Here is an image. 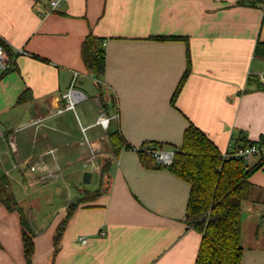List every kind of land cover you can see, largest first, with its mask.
Masks as SVG:
<instances>
[{
    "label": "crops",
    "instance_id": "1",
    "mask_svg": "<svg viewBox=\"0 0 264 264\" xmlns=\"http://www.w3.org/2000/svg\"><path fill=\"white\" fill-rule=\"evenodd\" d=\"M50 1L0 0V44L14 55L6 48L14 64L0 77V176L34 244L29 263L21 213L0 201V264H196L191 185L139 151L179 149L191 124L222 154L264 137V1L62 0L54 11ZM90 35L105 51L101 77L83 58ZM71 89L85 99L57 113ZM250 183L241 264H264V163Z\"/></svg>",
    "mask_w": 264,
    "mask_h": 264
},
{
    "label": "trees",
    "instance_id": "2",
    "mask_svg": "<svg viewBox=\"0 0 264 264\" xmlns=\"http://www.w3.org/2000/svg\"><path fill=\"white\" fill-rule=\"evenodd\" d=\"M249 3L256 5L257 0H250ZM7 50L10 56L14 57L8 48ZM82 53L85 64L91 73L97 77L105 74V51L97 38L88 36L83 42ZM256 53L264 56V42L258 43ZM187 55V70L175 93L173 102L191 71L189 50ZM28 93L30 92L22 94L18 103L27 99ZM255 144H264V137L259 142L236 146L231 152L222 154L216 144L200 128L191 124L185 131L182 146L175 150L173 164L166 167L174 175L191 185L185 222L202 235L196 264H241L243 204L249 197L250 178L263 165L264 156L259 165L250 169L247 160L232 155L239 148ZM156 146L141 150L139 153L147 166L163 168L164 166L157 164L148 152L150 149H156ZM105 172H107V165L102 168V173ZM7 189V176H0V201L10 210H18L21 213L24 253L27 261L31 263L34 252L33 233L25 213ZM97 193L96 195L100 194L99 191ZM71 213L70 211L58 228L55 237L56 245H58L62 232L70 220Z\"/></svg>",
    "mask_w": 264,
    "mask_h": 264
},
{
    "label": "built area",
    "instance_id": "3",
    "mask_svg": "<svg viewBox=\"0 0 264 264\" xmlns=\"http://www.w3.org/2000/svg\"><path fill=\"white\" fill-rule=\"evenodd\" d=\"M62 0H51L50 7L51 11L58 9ZM14 64V58L12 59L6 48L0 44V77L9 72ZM77 77V74L76 76ZM260 79L264 80V74H260ZM66 103L59 108L57 113H62L67 110H74L76 105L85 99V95L77 90L71 89L67 94L64 95ZM111 118L102 116L99 119V124L104 128H108L110 125ZM149 155L154 158L157 164L168 167L171 166L175 159L176 152L174 150L166 151L162 149H150L148 150ZM232 156L238 158H244L245 160L250 159L253 156H264V144H255L244 148H239ZM264 223V217H263ZM88 240L85 237L80 238V243L85 245Z\"/></svg>",
    "mask_w": 264,
    "mask_h": 264
},
{
    "label": "rangeland",
    "instance_id": "4",
    "mask_svg": "<svg viewBox=\"0 0 264 264\" xmlns=\"http://www.w3.org/2000/svg\"><path fill=\"white\" fill-rule=\"evenodd\" d=\"M87 96H88V95H87ZM86 104H87V105H93L94 103H93V101L89 100ZM98 180H99V178H98L97 174L94 173V181H93L92 186L96 185ZM92 186H90V187H92ZM41 187H42V186H40V188H41ZM36 189H38V188H36ZM59 189H61V188L59 187ZM45 190H46V189H45ZM44 192H45V191H44ZM44 192H40V194H41V193H44Z\"/></svg>",
    "mask_w": 264,
    "mask_h": 264
},
{
    "label": "water",
    "instance_id": "5",
    "mask_svg": "<svg viewBox=\"0 0 264 264\" xmlns=\"http://www.w3.org/2000/svg\"><path fill=\"white\" fill-rule=\"evenodd\" d=\"M91 179H92V172L89 171L85 172L83 178L84 183H90Z\"/></svg>",
    "mask_w": 264,
    "mask_h": 264
}]
</instances>
